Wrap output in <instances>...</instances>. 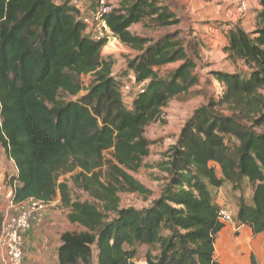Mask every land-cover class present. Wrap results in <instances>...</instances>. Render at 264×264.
<instances>
[{
	"label": "trees",
	"instance_id": "16d2710c",
	"mask_svg": "<svg viewBox=\"0 0 264 264\" xmlns=\"http://www.w3.org/2000/svg\"><path fill=\"white\" fill-rule=\"evenodd\" d=\"M76 1L82 2L0 0V146L17 170L5 179L12 199L51 203L60 195L68 220L85 229L61 236L58 264H94V248L98 264H138L139 246L159 249L147 264H221L215 245L226 224L218 190L227 183L234 192L252 191L248 203L239 197L234 224L264 234V0L252 32L239 25L225 32L224 52L248 71L211 73L221 94L195 113L168 150L159 165L168 183L144 210L121 209L118 193L152 195L129 172L150 155L147 126L199 83L198 65L179 34L154 42L130 28L148 18L161 28L178 26L174 10L180 8L174 0H95L94 13L102 1L116 3L100 16L109 33L95 36ZM113 39L142 52L130 65L138 85L131 102L113 76L114 62L103 56ZM180 62L168 79L156 71ZM81 76H93L89 89ZM225 107L230 114L220 112ZM111 150L115 165L105 186L96 171ZM76 170L75 184L102 209L74 200L68 183L60 182ZM251 264H258L253 255Z\"/></svg>",
	"mask_w": 264,
	"mask_h": 264
},
{
	"label": "rangeland",
	"instance_id": "374dc122",
	"mask_svg": "<svg viewBox=\"0 0 264 264\" xmlns=\"http://www.w3.org/2000/svg\"><path fill=\"white\" fill-rule=\"evenodd\" d=\"M81 1L80 4L87 12L86 14L90 15L93 25V30H91L95 35H98L101 32L100 27L98 28L100 24H95L93 20L95 19L93 14L96 8V1ZM172 2L180 8V10H174L177 16L182 19L180 25L161 28L152 19L148 18L143 23L133 25L130 31L137 36L149 38L154 42L168 35L179 34V37L189 47L188 52L190 57L198 65L194 74L198 76L199 83L190 88L188 93L182 94L170 101L168 106L163 109L160 119L147 126L144 137L151 142L150 155L144 159L143 166L138 171L129 172V174L145 185L146 188L150 189L152 195L144 197L136 193L120 192L118 193V197L120 198L121 209H147L163 194L168 179L167 175L160 171V163L165 161L168 150L178 143L182 131L194 117L195 113L199 109L209 106L212 100H217L221 94V86L215 81L211 73L213 71L225 73H244L248 71L243 63L230 60L223 49L227 45L225 32L229 29L230 25H239L244 27L248 32H252L256 28L254 13L256 11L255 7L258 4L255 0H174ZM242 3H246L248 8V12L244 16L238 14V9ZM117 5L119 6V4ZM140 55H142V52L125 46L117 39H113L103 51V56L114 62L113 76L121 85H128L130 87V94L138 88L135 82L136 75L130 65ZM181 64L180 62L167 65L156 69V71L160 77L168 79L172 72ZM78 81L87 90L91 87L94 78L93 76H81ZM261 93L264 95V90ZM85 94L86 92L84 91L80 95ZM130 94L123 92L124 97ZM77 99L78 97L66 98V100ZM220 112L222 114L231 113L226 107L221 108ZM113 154L112 150L105 152L104 165L96 171V173L100 174V180L105 186L111 184L108 174L111 165H115ZM16 171L13 161L8 158L4 148L0 146V187L4 192V196L0 198V203L3 205L0 210V231L6 212V202L8 198H11V194L9 195L11 188L7 187L4 178L7 175H15ZM79 173H81V170L63 175L60 177V182L68 183L74 200L88 201L100 205L102 209L97 199L75 184L74 177ZM251 193V188L248 186H245L242 191L234 192L232 186L228 183L218 190L220 198L233 213L238 211L237 204L239 203V197H242L248 203L251 201ZM69 213L70 210L62 205L61 196L58 195L44 212L38 214H42L41 219L43 222H41V227L36 229L38 230L37 236L46 231L48 244L46 248L41 247L40 253H34L23 264H58L57 253L60 237L67 232L80 233L85 230L68 220ZM148 254H151L153 257L159 255V249L157 247L139 246L135 262L147 264L146 257ZM93 263L98 264L95 248Z\"/></svg>",
	"mask_w": 264,
	"mask_h": 264
},
{
	"label": "built area",
	"instance_id": "2783aa9c",
	"mask_svg": "<svg viewBox=\"0 0 264 264\" xmlns=\"http://www.w3.org/2000/svg\"><path fill=\"white\" fill-rule=\"evenodd\" d=\"M260 2L261 0H255ZM76 5L82 8L79 1H76ZM107 5L105 1L100 4V10L98 13H94L95 24H100L101 32L95 36H105L109 33L107 26L100 21L102 14H108L115 8ZM248 12L246 3H242L238 9V14L244 16ZM83 20L88 25L90 31L93 30V25L90 20V15L84 11ZM92 29V30H91ZM93 32V31H92ZM124 93L130 94V87L124 85ZM131 96L126 97V101L131 102ZM11 198H8L6 202V212L3 217L1 231H0V264H23L25 260V234L32 227L34 218L44 212L50 203H45L36 199H29L25 202L16 203L12 199V189L10 191ZM220 220L224 224L234 223V213L231 209L222 207L220 210Z\"/></svg>",
	"mask_w": 264,
	"mask_h": 264
},
{
	"label": "crops",
	"instance_id": "0c3cea01",
	"mask_svg": "<svg viewBox=\"0 0 264 264\" xmlns=\"http://www.w3.org/2000/svg\"><path fill=\"white\" fill-rule=\"evenodd\" d=\"M256 3L258 4V2ZM255 9H260L259 4L255 7ZM255 16L256 13H254V19ZM15 174H17V171ZM5 179L6 177L4 178V180ZM3 193L4 192L0 187V198L4 196ZM218 203L221 206L228 208L225 202L220 198V194H218ZM2 207L3 205L0 203V210L2 209ZM234 214L236 215L237 212ZM41 216L42 214L34 218L32 227L25 234V260H29V258L33 256L34 253H40L41 247H47V232L45 231L41 234H38L37 236L38 230L36 229L40 228L42 225L41 222H43ZM215 255L219 259L221 264H251L252 255L256 258L258 264H264V234L255 236L252 233L251 229L248 227L238 228L237 224L226 225L224 230L219 234L217 238L215 245Z\"/></svg>",
	"mask_w": 264,
	"mask_h": 264
}]
</instances>
